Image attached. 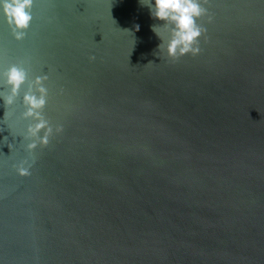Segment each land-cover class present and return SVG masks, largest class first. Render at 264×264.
I'll return each instance as SVG.
<instances>
[{"label":"water","instance_id":"95a60500","mask_svg":"<svg viewBox=\"0 0 264 264\" xmlns=\"http://www.w3.org/2000/svg\"><path fill=\"white\" fill-rule=\"evenodd\" d=\"M204 7L174 61L139 0H33L20 40L0 15V70L27 73L0 98V264H264V0ZM37 76L63 131L29 151Z\"/></svg>","mask_w":264,"mask_h":264},{"label":"clouds","instance_id":"9594fccd","mask_svg":"<svg viewBox=\"0 0 264 264\" xmlns=\"http://www.w3.org/2000/svg\"><path fill=\"white\" fill-rule=\"evenodd\" d=\"M33 0H0V15L7 23L12 31L15 39L20 40L25 35V30L29 26L31 16V5ZM141 6H146L151 18L162 21V25H151V30L158 38L161 44L157 45L162 49L167 58L173 61L185 54L197 55L201 49L199 40L206 33V28L197 23L198 19L206 17L211 22L213 17L209 14L208 8L204 7L208 0H139ZM139 28V25H136ZM161 28L168 30L167 41L164 43V37ZM205 39H207L205 37ZM27 73L23 67L16 64L9 65L6 69L0 70V80L10 88V94L3 95L0 98L5 104H11L17 95L20 86L25 82ZM46 77L37 76L34 81L29 84L28 91L24 93L23 103L25 118H32L27 128L26 136L31 138V142L26 145L31 151L36 147L37 143L45 146L49 143V138L55 133L60 134L63 131V125L57 124L55 128L43 117L41 109L46 103L47 89L43 86L42 81ZM33 86L36 95L33 92ZM41 130L43 134L40 135ZM18 174L27 176L31 175L29 167H25L24 163L16 166Z\"/></svg>","mask_w":264,"mask_h":264},{"label":"snow or ice","instance_id":"6c2138e0","mask_svg":"<svg viewBox=\"0 0 264 264\" xmlns=\"http://www.w3.org/2000/svg\"><path fill=\"white\" fill-rule=\"evenodd\" d=\"M108 2L110 3V0H108Z\"/></svg>","mask_w":264,"mask_h":264}]
</instances>
